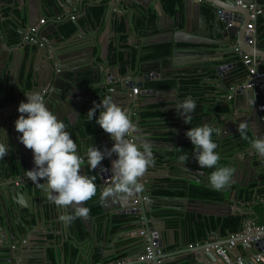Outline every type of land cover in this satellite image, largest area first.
Segmentation results:
<instances>
[{"label": "crops", "instance_id": "obj_1", "mask_svg": "<svg viewBox=\"0 0 264 264\" xmlns=\"http://www.w3.org/2000/svg\"><path fill=\"white\" fill-rule=\"evenodd\" d=\"M47 7H48V12H51V16H47L46 12L42 10V8H39V0H33L34 8L32 7V0H0V12H4L3 15H0V36H2V33L7 34L8 33V28L12 27L14 31V35H18L16 32V28L22 29L24 32L27 29V26L35 23L39 17L47 16V18L51 19V17H54V10L52 9L53 6H56L58 13L57 16H60V21L63 19L66 20H72L73 22L80 18V22L82 26L84 27V30H78L74 32V34L66 37V40L64 42H60L59 44H56L55 46H50L49 49L55 48V47H63L64 45H67L68 47H75V48H80L84 47V50L82 53V59H85V56L87 54V51L89 50V46L94 45L95 52L99 53L100 46L99 42L105 43L106 46V51L113 50L116 41H120V45H117V48L119 46V50H128L129 43H133L134 45H140L143 47V52H142V62L144 67L146 66V62L151 60H158L159 58L161 60L166 61V57L168 53L164 54V50H157L155 49L156 45H164L168 49V45L164 44L162 42H167L169 39H172L174 37V31L172 32L171 30L167 31V28L173 27L177 22L182 20H186V16L188 18H193L192 16V8L196 7L201 9L202 5H199L197 1L194 0H183L184 3L181 7H176L175 12L173 14H170L169 12L166 11V9L163 6V0H152V3L150 0H140L144 3H147L150 1L148 5V14H143L140 16L138 15L137 17V22L142 25L143 22H146L144 28H137V30H142V31H147L148 34L145 36H142L139 34H133L132 36H128L125 29V25L123 26L122 29H117L120 21H122L124 24L129 23V27L133 28V23H132V17H134L133 14V8L129 9V14H124L122 11V8H126V6H123L121 0H44ZM135 2V0H133ZM205 1L207 4H209L212 7H217L221 8L223 12H229L230 10L235 11V7L237 8H242L240 5L236 4V0H202ZM8 2V3H7ZM154 2H157V5H154ZM220 2H222L220 4ZM261 3V2H260ZM152 4V5H151ZM202 4V3H201ZM235 4V5H234ZM92 5H103L104 12L102 16L98 19H96L93 14L90 13L88 8ZM263 9H264V3H261ZM221 6V7H219ZM9 8V10H8ZM161 8H164V16L159 17V13L162 11ZM11 9H13L14 14L16 15V19H12V25L9 21L11 16L9 15ZM106 10V11H105ZM232 14L233 12L230 11ZM87 14L89 18L91 19L90 22L91 24L88 23L84 15ZM105 14V17L103 21L101 22V18ZM56 16V17H57ZM74 16V18H71ZM55 17V18H56ZM94 18V19H93ZM158 24H160V27L162 28L161 32H157L156 28L153 26L152 29H149V26L152 24H155V20L158 19ZM20 19V20H19ZM20 21L22 22L23 25L20 24ZM60 21L54 22L55 27L59 26ZM249 21V17L247 16V20H245L244 24H239V23H232V26H234V35L231 37V43L235 46L239 44L242 45L243 48H245L246 52H255L256 54L259 55V62L264 64V14L260 15L256 21V24L254 26V31L256 33L255 39L258 36V41L257 44L260 45V48H252L249 45H246L247 43L244 41V32H246L247 28L246 25ZM32 22V23H30ZM50 22V21H49ZM47 22L44 26H42V30L45 34H51L53 29L49 27ZM227 26V25H225ZM59 28V27H58ZM117 30H116V29ZM25 29V30H24ZM238 29V30H237ZM60 31V30H59ZM139 32V31H138ZM176 34H183L181 32H177ZM50 37V36H49ZM180 36L178 38L179 40V45L180 47H185L191 45L190 43L186 42L187 39L181 38ZM201 38V37H200ZM207 41V43H195L191 46H194L198 50L202 51V55H192V54H179L176 53L173 57L175 58L176 61L178 62H183V61H189L191 63L196 62L198 63V67H202L204 69L200 73H196L194 70L191 69L192 65L185 66V70L181 72H184L182 74H177L174 77H171L170 79H174L175 84L174 88L178 84V78H181L183 80H192V79H199V82L197 86L195 85H190L191 83L188 84L186 88H184L182 91V95L180 97H183L186 99L187 97L191 96L194 101L199 98L198 101H201V103H196V109L195 112L192 113L193 119L192 122L193 124H186L183 126L182 131L186 133L191 127H197V126H202L203 123H210L211 125H214L215 118L213 116V112H216L219 110V108L215 107L214 109H211L209 106H202V101L205 100L207 101H212L214 102L219 99L218 97H212V95L215 94L214 89H215V78L216 75L214 71H206L208 67L212 69V64L217 63V65L221 63H230L232 61H239V71L245 67H243L242 62L240 61L239 57L234 58L233 54L227 55L225 54L224 56L222 55V52L227 50V49H221L218 44L214 43L215 41H210L207 37H204ZM16 39V40H15ZM9 43V51L8 47L6 48L5 45L0 46V65L2 62H4V69L5 71H0V84L5 83L7 81L8 84V90H7V100L9 99L8 96L12 95V102H9L8 106L3 107L4 112L2 116L4 119L6 118V112L7 109L9 110H15L14 108L18 107L19 103L22 102V96H24V101H26V96L25 94L29 93L30 91L29 88H31L33 82L31 80V76L28 75L26 76L29 68V58L27 55L25 56V50L27 51H32L36 48H39L37 46H29L24 43L23 38L17 39L15 38ZM50 41H53V38H49ZM186 40V41H185ZM8 45V43H7ZM171 45V44H170ZM255 45V43L253 44ZM233 46V47H234ZM88 49V50H87ZM118 50V49H117ZM154 50H157L155 53ZM205 52H209L208 54H204ZM153 53V54H152ZM8 54L10 55L9 57ZM139 52L135 49L129 50V60L134 57V72L133 74L138 72V68L136 63H138V56ZM151 54V55H150ZM30 55V54H29ZM109 55V54H108ZM119 55V56H118ZM121 55V56H120ZM254 56V55H253ZM117 57V58H116ZM189 57V58H187ZM192 59H191V58ZM198 57V58H197ZM255 57V56H254ZM8 58V59H7ZM108 59V57H106ZM115 58L116 62L114 66L118 67V69L114 68L112 69L111 67V72L114 74V77L111 79V77H107L106 74H102L101 79L98 81H92L89 78L90 72L82 74V76L79 78V83L78 86L76 87H69L67 97L68 99L74 101L77 105H79L81 108L82 104L81 102L75 100L72 98V96H82L83 98V93H86V90L90 86L91 88H98V89H103V84L104 82L109 83L108 87H113V101L118 104L121 108L123 105H127V102L123 104L118 103V91L116 90L118 83L120 82V85L122 84V81H124L127 77L123 76L120 77L119 73H122L123 75L127 72V66H126V61L124 59V53H115ZM184 58V59H182ZM187 58V59H185ZM81 60V59H77ZM256 60V57H255ZM6 61H9L10 63H6ZM99 61V59H98ZM255 63V67H256ZM166 67V66H165ZM120 68L122 70L120 71ZM257 68V67H256ZM110 69V68H109ZM158 70L157 66H152L151 68L147 67L145 71H155ZM167 70V69H164ZM258 70V69H257ZM144 72V70H142ZM186 71H188L186 73ZM238 71V70H236ZM14 76V77H13ZM210 77L211 79L207 80L206 78ZM155 80H168V79H163L159 76H154L151 78L148 82ZM205 80L209 81L206 85L202 86ZM177 82V83H176ZM80 83H85L83 86L80 85ZM193 86V88H191ZM147 87V85H146ZM135 88V86H134ZM149 88V87H147ZM152 88V87H151ZM173 88V87H171ZM164 89V88H162ZM166 89V88H165ZM170 89V88H169ZM130 90H127V93ZM192 91H197V92H192ZM104 94H107L104 90L101 91ZM16 93H19L18 95L15 96ZM60 93V92H59ZM140 93V92H139ZM166 93V92H165ZM168 94L161 95V96H153V95H142L143 100L141 104H146V108H141V106L138 107V105L135 103L133 104V116L132 120L133 122L137 125L138 121V111H140L141 115V121H140V126L143 129H147L148 132L155 133L152 137V140H149L148 138H140V143H143L145 141H148L152 144H156L153 142V140H160L164 139L166 141H169L168 138L166 137V133L168 131L172 130V125L175 124L173 120H164L169 117V113H165L163 111H167L170 109L172 111L175 107V101L178 99V95L171 93V91L167 92ZM138 95V94H137ZM109 96V95H108ZM111 97V96H110ZM155 99H160V101H155L152 107L150 106L151 100ZM174 103V104H173ZM56 104V103H55ZM167 105V106H165ZM165 106V107H163ZM8 107V108H7ZM56 113L55 115L58 117H62L66 115V117H63V123L66 121H70L71 123V128L74 133V141L75 143H78L79 145V153L83 157L87 151V149L91 146L97 147L100 151H105L106 149H110L108 147L109 142L114 140L111 138V136L106 133L103 129L100 130L97 133L89 134L86 129H83V131L80 133L81 137L80 140L78 138V133L77 129H80L84 123V118H82L83 113L86 111V109H82L79 113L77 111L79 108H76L74 105H66L64 102H61V104H56ZM65 107V108H64ZM128 107V106H127ZM246 109L245 103H239L238 104V109L242 110V108ZM64 109V110H63ZM126 109V108H125ZM239 110V111H240ZM238 111V110H237ZM152 112H157V114H149L145 115L146 113H152ZM145 113V114H144ZM255 120V121H254ZM254 120H249L248 126L250 128V123L254 122L255 125L253 128H250L251 131L255 130L258 127L262 126L259 115L255 117ZM244 121V120H241ZM240 121V122H241ZM12 120L7 121L6 124L4 123L3 129L4 131L6 128H9L10 123ZM222 122V121H220ZM238 122V124L240 123ZM237 124V125H238ZM76 126V128L74 127ZM229 125V126H228ZM223 126V131H230L229 127L231 130H233V124L228 123ZM70 126V125H69ZM68 126V127H69ZM66 127V129L68 128ZM237 128V126H234ZM141 128V129H142ZM6 133V132H5ZM171 134V133H170ZM226 135L228 133H225ZM112 139V140H111ZM8 143V151H11V156L12 160L14 161V164L16 165L13 166L11 169L14 168L17 170V172H20V163L18 161V157L14 155L13 148L15 147V142L13 141V135H12V130L8 133V138L6 139ZM82 140V142H81ZM214 140V139H213ZM152 141V142H151ZM178 146H181V148H178ZM166 147V146H165ZM192 143L190 139L185 135L182 140L178 141L176 143V147L173 149L171 146V139H170V145L169 148H164V155L168 156L169 159L164 158L162 156L160 157H154L155 158V163L153 166H151L148 169V178L147 180L145 179L144 182L146 183H153L154 186H157L159 188L152 189L153 195L152 199L155 201V211L154 215L158 217L159 219H163L165 224L162 223V221H155L154 222V228L160 230V236L162 240V245L166 248V254L170 256V258L174 256H183L188 249H193L189 247V244H195L199 243L198 245L206 244V243H215V242H221L222 234L220 233L219 229L215 232H208L206 233L205 237L197 239L195 241H190L188 238V231H186L183 228V222H184V214L186 212H192L195 215L198 213H201L203 208L204 210H209L213 213L216 212L217 208L220 207V203H215L214 201H203V200H198L191 198L189 194L186 195L185 197V190L183 189L186 186H189L190 184H198L200 186H205L211 189H214L210 186L208 176L211 173V170H199L198 167V162L196 161L195 157H192L194 154V149L191 148ZM246 147H248L246 150L240 148V145L236 146V153L231 152L229 155L230 157H226L224 160V166H230L234 169L235 161H239L241 163L246 161V158L248 156H252V159H256L258 155L251 149V141H247ZM156 148L153 146V154ZM9 154V153H8ZM187 156V160L185 164H183L180 160L181 156ZM245 156V158H244ZM171 158V159H170ZM237 158V160L235 159ZM113 160V156L111 155L110 157H105L103 159L104 164L106 167H111V161ZM86 163V160H85ZM264 163V160H263ZM8 168V167H7ZM89 172H91V169L87 168ZM261 169L256 170L257 173H252L254 174L252 178H255L256 174L264 173V171H260ZM236 169L234 170V174L232 176L231 182L228 187L225 189V194L228 195V192H230V205H229V213L231 214H239V215H244V221H249L253 223H259L257 220L262 219L264 221V214L262 212V215H256L254 211V205H256V202L261 199L259 197L255 196V191H253L251 194L249 193L247 196V201H243L244 199L242 198L244 195H238L235 197V186L238 185L240 182L241 178L239 175L236 173ZM12 174V172H11ZM14 174V173H13ZM16 174V173H15ZM261 175V174H260ZM1 176V174H0ZM21 175H19L18 178H20ZM91 177V176H90ZM99 180V179H98ZM106 186L108 185V182L111 180V174L110 177H107L106 179ZM250 180V179H249ZM158 181V182H157ZM238 181V182H237ZM99 183V182H98ZM30 188V186H28ZM188 189V188H187ZM156 190H167V191H184L183 195H177L176 193L170 194V192L163 193V194H156L154 191ZM215 190V189H214ZM223 190H220L222 193ZM217 191V190H216ZM136 197H133L127 201H121V203L130 202V204H134L133 199ZM101 200V199H100ZM116 200L114 198H109V210L112 212H120V209H114V205L116 204ZM30 201V200H29ZM103 203L104 201L101 200ZM205 202V203H203ZM214 202V203H213ZM30 203V202H29ZM31 204V203H30ZM163 205L162 207H159ZM44 209L42 210V221L41 223H37L36 226L42 225V229L46 228V234H47V243L48 245L45 244L44 241L41 240L42 249L44 250V253L39 252L40 257H44L45 259L41 258L40 260H45V264H52L50 259H49V252L52 251L54 258L56 260V264H92L90 263V258L87 259L86 254L83 253L80 258H70L66 253L64 252L65 250H68L73 247L76 249V241L82 240V242L86 245V248L89 247L88 249H85V251H88L90 249L91 241L93 239H87L83 238L82 234L83 233H88L90 236H95V239L98 237L100 239L103 234L104 230V225L105 221L108 218L106 213L103 211V207L101 205V213H102V218L97 219L96 216H89L91 217V221H88V218H76L71 224H65L62 221L59 220V216L64 213V209H57L54 211L53 209L49 208V204L45 203ZM117 210V211H115ZM122 210V209H121ZM38 212V209H37ZM68 214H72L73 209L69 208L67 209ZM122 213H117L113 214L112 216L117 215L119 217L118 220H116V227L113 229L115 232V237L107 236V242H105L102 246L104 249L107 250L108 255L100 261L99 255L96 256V261L95 264H135L136 259H132V257L129 255V251L132 249L137 248V242L141 240L145 235L140 234V230H128L126 227L121 228V226L129 223L130 221L126 220L125 217H127L129 214L125 213V211H121ZM45 214V215H44ZM110 221V219H109ZM182 222L180 225L179 223ZM261 222V221H260ZM35 224V220L33 219L31 222V225ZM165 225V229H164ZM180 225V226H179ZM167 228V229H166ZM118 231V232H117ZM138 232V233H137ZM226 234V233H225ZM224 236V234H223ZM15 238V237H13ZM36 240V239H35ZM166 240V243H165ZM25 242V241H16L13 244L19 245L20 243ZM94 243V241H93ZM66 248V249H65ZM49 251V252H48ZM249 247H243L242 245H239L237 248H232L230 250V256L231 259H235L237 256H245L248 254ZM44 254V256H43ZM78 254L77 249L75 251V256ZM3 257V254L0 255V259ZM26 258V257H24ZM175 258V257H174ZM120 262V263H118ZM211 262V261H207ZM2 263V262H1ZM191 263L190 261L187 260H181L179 262L171 263V264H189ZM216 264H223L222 261L220 260L219 257H216ZM7 264V263H6ZM234 264V263H230ZM244 264V262L242 263Z\"/></svg>", "mask_w": 264, "mask_h": 264}, {"label": "water", "instance_id": "obj_2", "mask_svg": "<svg viewBox=\"0 0 264 264\" xmlns=\"http://www.w3.org/2000/svg\"><path fill=\"white\" fill-rule=\"evenodd\" d=\"M123 6H126V8H122V11L124 14H129V9L133 8V14L134 17H132V23L133 28L132 32L131 28L129 27V23L125 22V31L128 36H132L133 34H139L142 36H145L148 34L147 31L137 30V28H144L146 22H143L142 25L137 22L138 15L140 16L143 14H148V5L152 0L148 1L147 3H144L140 0H121ZM158 1V0H157ZM254 2L257 5H260V0H242L243 3L246 2ZM8 3V2H7ZM222 2H220L221 4ZM157 2H154V5H157ZM152 5V4H151ZM235 5V4H234ZM176 7H178V4H176ZM221 7V6H219ZM39 8H42L44 12H46L47 16H51L52 13L48 12V7L44 0H39ZM223 8V7H221ZM221 8L213 7L211 14H206L199 8H192V16L193 18H188L186 16V20L182 22L180 20L177 22L173 27L167 28V31L171 30L174 31V37L172 39H169L167 42H162L164 44L168 45V55L166 57L167 63H165V60H161L160 58L158 60L154 61H147L146 66L144 67L142 62V52L143 47L138 45H134L133 43H129V49L128 50H119V46L117 48V45H120V41H116L115 45L113 44L114 48L113 50L106 51L105 43L99 42L100 50L99 53L95 52L94 45L89 46V50L87 51V54L85 56V59H82V55H84L83 50L84 47L75 48L71 46L64 45L63 47H55L52 49H49L48 47H41L36 48L32 51L25 50V56L29 58V68L26 76H31V80L33 82L31 88H29L28 91H39L43 93L44 99L46 101V107L52 111L54 114L56 113V104H61V102H64L66 105H74L76 108H79L77 113H79L83 108H81L79 105H77L74 101L68 99L66 96L68 93V88L71 87H77L79 78L82 76V74L90 72L89 78L94 81H99L101 79L102 74H106L107 77H111V79L114 77V74H112V69L116 68L119 70L118 67L114 66L116 60L115 53H124V59L127 66V72L123 75L122 73H119L120 77L126 76L127 78L122 81V84L120 85V82L117 85L116 90L118 91V103L123 104L127 102V105H123L122 109L128 110L131 113V118L133 116V104H137L138 107L141 106V108H146V104H141L143 100L142 95H153V96H161L168 94V91H171L173 94H177L179 97L174 103H178L180 101H183L184 98L180 97L182 95L180 83L176 85L174 88H164V89H158V88H147L146 82L149 81L154 76H159L161 78L170 79L171 77L176 76L177 74H182L184 72H181L180 70L184 71L185 66L194 65L191 67L192 70H194L196 73L202 72L204 69L202 67H198L196 62H189V61H183L178 62L173 57L176 53H179L181 55L183 54H192V55H202V51L198 50L194 46H191L195 43H207L206 39L204 37H207L210 41H215L214 43L218 44V46L221 49H227L222 52V55L225 54L230 55L233 54V57L236 55L233 49V44L231 43V37L234 35V26H232L234 23L244 24L245 20H247V16L249 14L248 10L246 8H237L235 7V11L230 10L233 12V14L229 12H223ZM52 9L54 10V17L57 16L58 10L56 6H53ZM162 11L159 13V17L164 16V8H161ZM106 11V10H105ZM105 13V12H104ZM4 12H0V15H3ZM11 18L9 19L11 25H12V19H16V15L13 11L9 13ZM86 20L89 24L90 18L87 14L84 15ZM105 17V14L101 18V22L103 21ZM141 17V16H140ZM94 19V18H93ZM20 20V19H19ZM158 19L155 20V24H152L149 26V29H152L154 26L157 30V32H161L162 28L160 27V24H158ZM232 21V23L230 22ZM49 27L53 29L51 34H45L43 32V28L38 31V36L42 37V39L47 43V46H55L56 44H59L61 41L64 42L66 38L64 35L59 31L58 27H55L54 22L56 20L49 19ZM257 21V20H256ZM76 27L78 30H84V27L82 26L80 22V18L74 21ZM122 23V21H120ZM20 24L22 22L20 21ZM227 25V26H225ZM1 26V24H0ZM76 29V31H77ZM25 30V29H24ZM238 30V29H237ZM75 31V32H76ZM139 31V32H138ZM177 32L184 33L183 34H176ZM16 32L18 35H14V31L12 27L8 28V33H2V36H0V46L5 45V47H8L9 51V43L17 39H22L26 31L24 32L20 28H16ZM74 34V33H73ZM53 38V41H50V37ZM182 36L181 38H186L188 43L191 45L180 47L178 38ZM244 41H247V36L244 32ZM201 37V38H200ZM258 36L255 39V45H249L250 47L254 48H260V45L257 44ZM8 43V45H7ZM171 44V45H170ZM238 45L242 47V45ZM118 49V50H117ZM135 49L139 52L138 56V63H136L138 72L133 74L135 71L133 66H131L129 62V50ZM165 54V51H163ZM209 52H205L204 54H208ZM250 54L254 55L256 57V60L254 63L256 64V67L258 70L264 71V64L259 62V55L255 52H249ZM30 54V55H29ZM109 54V55H108ZM10 55L8 54L7 57ZM108 57V59L106 58ZM238 57V56H237ZM189 58V57H187ZM185 58V59H187ZM191 58V57H190ZM198 58V57H197ZM236 58V57H234ZM8 59V58H7ZM81 59V60H77ZM99 59V61H98ZM184 59V58H182ZM192 59V58H191ZM3 60V59H0ZM6 63H10L9 61H6ZM239 61H232L230 63H221L217 65V63L212 64V69L208 67L206 71H214L216 78H215V94L212 95V97H218L215 102L212 101H202V106H209L211 109L219 108L218 111L213 112V116L215 118L214 121V127L221 128L223 131V126L227 123H232L233 126H237L238 122L241 120L249 121L254 120L255 117L258 115L256 110V102L258 99V96L254 93V89L250 87H244L243 82L248 78L246 69L243 68L239 71ZM152 66H157L158 70H155L153 72L151 71H145L147 67L151 68ZM166 66V67H165ZM185 67V68H184ZM110 68V69H109ZM167 69V70H164ZM187 69V68H186ZM144 70V72L142 71ZM238 70V71H236ZM0 71H5L4 69V62L0 65ZM188 71H186L187 73ZM14 77V76H13ZM207 80L211 79L210 77L206 78ZM205 80L202 84V86L206 85L209 81ZM206 83V84H205ZM103 90L108 93L109 96L113 95V87H108L109 83L104 82L103 84ZM137 87L140 91L135 98H131L128 96L127 90H131L133 87ZM8 84L7 81L5 83L0 84V115L3 114L4 110L3 107L8 106L9 102H12V95L8 96L7 100V89ZM193 88V86H191ZM234 88V89H232ZM60 92V93H59ZM166 92V93H165ZM197 92V91H192ZM232 94V97L230 99L227 98L228 94ZM19 93H16L18 95ZM255 94V103L253 108L252 107H244L242 110L238 109V104L244 102L245 98L254 95ZM22 96V101H24V96ZM122 98V99H121ZM113 100V98H112ZM199 98L196 101V103H201V101H198ZM56 103V104H55ZM173 103V104H174ZM215 105V107H213ZM128 106V107H127ZM167 106V105H165ZM163 106V107H165ZM8 108V107H7ZM17 108H14L15 110H9L7 109L6 112V118L4 119L2 116H0V129H3L4 123L6 124L7 121H11L9 125V128L7 127L4 132H6V139L8 138V133L12 130L13 135V141L15 142V147L13 148L14 155L18 157V161L20 163V172H17L16 174H11V169L13 166L16 167L14 164V161L12 160L11 151L9 150L7 154L3 157L2 160H0V255L3 254V257L0 259V264H31L34 260L38 259H45L44 257H40L39 252L44 253V250L42 249L41 240L45 242L46 245H48L47 241V234H46V228L42 229V225L36 226L37 223H41L42 221V210L44 209V204L48 203L50 206V209H53L56 211L59 209L54 203H51L47 200L45 193L42 191L40 187H38L35 183H33L27 176V171L31 170L35 167L34 160H33V154L30 149L25 148V146L19 141L18 137L21 135L15 130V121L19 117L20 113L17 111ZM65 108V107H64ZM64 110V109H63ZM238 110V111H237ZM240 110V111H239ZM166 114L169 113V117L164 120H173L175 124L172 125V130L168 131L166 133V137L169 141H166L164 139L160 140H153L154 148L156 150L154 151V157H164L168 158V156L164 155V148H169L170 145V139H171V146L173 149L176 147V143L185 136L184 131H182V128L184 126V120L183 118L178 114L176 107L172 111L167 110L163 111ZM67 115V114H66ZM66 115L62 116L60 119L62 122V118L66 117ZM138 121H137V127L138 132L135 134L137 139L136 142L140 143V138H148L149 140H152V137L155 133H150L147 131V129H143L139 124L141 119L140 111H138ZM220 121H223L220 125ZM255 121V120H254ZM262 126L258 127L251 131L250 128H253L255 123H250V128L247 133V140L252 141L255 138H264V122H261ZM76 128V126L74 125ZM142 128V129H141ZM4 130V129H3ZM227 136H236L240 135L239 132L236 130V132H227ZM78 138L80 140V131L77 129ZM171 133V134H170ZM112 138V137H111ZM112 140V139H111ZM222 138L220 136L214 138V142L218 145L216 152L220 156V160H222V154H221V148H219L221 144ZM7 141V140H6ZM242 141V139H240ZM82 142V140H81ZM152 142V141H151ZM7 147L8 143L6 142ZM77 145V150L79 153V145ZM113 141L111 143L109 142L108 147H112ZM166 146V147H165ZM237 146V144H236ZM178 148H181V146H178ZM240 148L243 150L247 149L245 145H241ZM237 152L235 147V153ZM9 153V154H8ZM80 154V153H79ZM113 159H116V156L113 155ZM192 157H195V153L192 155ZM245 158V156H244ZM171 159V158H170ZM237 160V158H235ZM262 158L259 156L256 159H252V156H248L246 158V161L239 164V161H235V167L236 173L241 178L240 181H242V184L240 183L239 186L235 189V197L237 196V193L239 189L244 185L246 181L252 178L254 175L253 173H257L256 170L261 169L260 171H264V163ZM8 167V170H7ZM87 162L81 166L80 174L81 175H88L90 176H96L97 179H99L98 183V199H100V191L103 187L106 186V178L110 177L111 174V167H106L104 164V161L102 160L100 165L95 169L87 170ZM199 170H209V168L202 169L199 165L197 167ZM253 171V173H252ZM148 172L141 178L140 182L144 186V191L142 193H138L133 199L134 204H130V202H126V204L121 203V201L116 200V204L113 206L114 209L119 210L120 212H114L109 210V198L103 200L102 203L103 211L106 213L108 218L105 221L104 230L102 237L98 239V237L95 239V236H92V234L89 236L88 233H83V238L93 239L91 241L90 249L88 251H85L87 244H84L82 240L76 241V249L78 254L75 256V258H80V256L85 252L87 253V259L90 258V263L95 264L96 256L99 255L100 261H102L107 255L108 252L106 249H104L102 246L105 242H107V236H111L112 238L115 237V232L113 229H115L116 220L119 219L117 215L112 216L113 214L122 213L121 211H125V213H128L129 215L125 217L126 220L130 221L129 223L121 226V228H127L128 230H144V235L141 240L137 242V248L130 250L129 255L132 257V259H136L135 264H171L175 262H179L181 260H187L191 263L189 264H204L207 261H214L216 259V255L214 254V251L211 249L204 250L205 247H210L211 244L206 243L202 245H194L192 247L193 249H188V251L183 256H174L170 258L169 255L166 254V248L162 245V240L160 236V230L154 228V222L155 221H162L163 224L165 222L163 219H159L154 215L155 211V201L152 199V189L159 188L157 186H154L153 183H146L144 180L148 178ZM262 174V173H260ZM260 174H256V179L261 176ZM19 175H21L20 178ZM46 182L45 180H41L40 183ZM158 182V181H157ZM249 184V181H248ZM30 186V188H28ZM188 186L184 187L185 190V197L188 194L187 192ZM260 188H257L255 196L262 198V202L264 203V194L260 193ZM229 195H225V190L222 191V200L229 208V201H230V192H228ZM248 194V193H247ZM246 195H244V202L246 201ZM187 199V197H186ZM30 200V201H29ZM260 201V200H258ZM31 204H30V203ZM163 205L159 206L162 207ZM38 209V212H37ZM61 209V208H60ZM122 209V210H121ZM115 210V211H117ZM231 214V213H230ZM264 214V211H263ZM45 215V214H44ZM237 215V214H232ZM88 221H91V217H87ZM35 220V224L31 225L32 220ZM110 219V221H109ZM181 225V222L179 223ZM179 225V226H180ZM240 228L237 227L236 230ZM165 229V225H164ZM167 229V228H166ZM218 233V230H215ZM212 231V232H215ZM118 232V231H117ZM208 232L209 229H208ZM138 233V232H137ZM15 237V238H13ZM36 239V240H35ZM16 241H25L20 243L19 245L13 244ZM166 243V240H165ZM146 245H152V257L147 261H141L138 259L140 253L142 250L146 247ZM243 247H249L258 249L260 248V244L256 243L254 245L252 244H244ZM157 249L160 250V252H157ZM44 256V254H43ZM26 257V258H24ZM160 260V262H158ZM2 262V263H1ZM62 264V262H61ZM101 264V262H100ZM244 264H260L256 263L252 260H245Z\"/></svg>", "mask_w": 264, "mask_h": 264}, {"label": "clouds", "instance_id": "obj_3", "mask_svg": "<svg viewBox=\"0 0 264 264\" xmlns=\"http://www.w3.org/2000/svg\"><path fill=\"white\" fill-rule=\"evenodd\" d=\"M205 4V1L199 3L202 6ZM25 96L26 101L20 102L17 108L20 115L15 121V130L21 134L19 141L33 154L35 167L27 171V176L42 189L48 201L65 210L59 216L60 221L71 224L76 218L88 217L90 209L83 205L97 195V185L94 182L96 176L80 174L85 160L88 168L95 170L105 157L113 153L116 156L111 161V180L100 191L101 200L114 198L127 201L144 191L140 180L155 163L153 144L148 141L136 142L138 127L128 110L122 109L110 96H105L99 103L94 102L87 112L88 118L95 119L114 143L103 152L93 145L82 157L75 141L66 131V125L46 107L43 93L32 91ZM245 103L247 107L253 108L255 94L246 97ZM175 107L184 122L190 124L196 109L194 99L189 96L175 103ZM97 110H100L98 116ZM248 130L247 121L237 125V131L244 139L248 138ZM221 131V128L210 123H203L202 126L191 127L185 133L194 146L198 165L202 169H214L208 180L217 191L228 187L234 174L230 166H217L220 156L216 152L218 145L213 141V133L219 135ZM251 149L264 159V138L252 140ZM7 152L6 133L0 129V160ZM180 160L185 164L187 156L182 155ZM41 180L46 182L40 183ZM69 208L73 209L72 214H68Z\"/></svg>", "mask_w": 264, "mask_h": 264}, {"label": "trees", "instance_id": "obj_4", "mask_svg": "<svg viewBox=\"0 0 264 264\" xmlns=\"http://www.w3.org/2000/svg\"><path fill=\"white\" fill-rule=\"evenodd\" d=\"M163 2H164L163 3L164 8L170 14H173L175 12L174 6H176V4H178V6L181 7L184 3L183 0H163ZM260 2L264 3V0H260ZM32 4H33V0H32ZM32 7L34 8V4ZM104 8L105 7L103 5H99V6L92 5L88 8V10L90 11L91 14H93V16L96 19H98L104 13ZM201 9L204 13H206L208 15L211 14L212 7H209L207 4L202 6ZM8 10H9V8H8ZM11 11H13V9H11ZM30 23H32V22H30ZM123 26H124L123 22L119 23L117 29H122ZM58 27H59L60 32L66 37L72 35L76 31V28H77L75 23L70 19L69 20H66V19L61 20ZM124 31H125V29H124ZM155 49H157V50L163 49L165 51V53H168V49L164 45H161V44L156 45ZM157 50H154L155 53L157 52ZM116 58L114 60H116ZM129 62L131 64V66H134V57L131 58L129 60ZM121 70H122V68H120V71ZM178 82L181 84V89L183 90L184 88H186L188 86L189 83H191L190 85H194V86L196 85L197 86L199 79L183 80L181 78H178ZM84 84L80 83L81 86H83ZM174 84H175L174 79L155 80V81H151V82L146 83L147 87L158 88V89L171 88V87H174ZM102 90L103 89L100 90L98 88H91L89 86L88 89L86 90V93H83V98L80 95L72 96L73 99L81 102L82 107L84 109H86V111L82 115V118H84V120H83L84 123H83L82 127L79 129L80 133L83 131V129H86V131L89 134L93 135L94 133H97L100 130H102V128L99 126V124H97L95 122V119L90 120L88 118V115H87L88 110L93 107L94 102L99 103L100 100H102L105 96H108L107 94L102 93L101 92ZM157 100L162 102V100H160V99H155V98L152 99V101H157ZM152 106L153 105L150 104L149 107H152ZM99 111L100 110H97V114H96L97 116L99 115ZM149 114L154 115V114H157V112L146 113L145 115H149ZM70 123H71L70 121H66L64 124L66 125V127H68L70 125L66 129V131H68L70 133L72 139L74 140V133H73V130L71 128ZM190 124H193V122L191 121ZM231 141L232 140L227 139L224 143L229 144V142H231ZM191 148L194 149V146L192 145ZM217 166H224V160L218 161ZM209 170L213 171L214 169H209ZM11 172L15 174V173H17V170L13 168ZM259 178H260L259 181L253 182L252 187L260 186L261 192L264 193V173H262ZM94 182L97 185V195L95 197H93L91 200L85 202V204L83 206L90 209L89 214H88L89 216H93V217L96 216L97 219H101L102 218V213H101L102 202L100 199L97 198L98 197V182H99V180L96 178V180ZM235 187H237V186H235ZM167 192H170V194L176 193L179 196L184 194V191H182V190L181 191H173V192L167 191V190H156V191H154V193H156V194L157 193L163 194V193H167ZM187 192L191 198L203 200V201L209 200V201H214L215 203H220L219 204L220 207L217 208L215 213H213L209 210L205 211L203 208L202 212L198 213L196 215L192 212H186L184 214L183 228L186 231H188V238L190 241H195L197 239L205 237L206 233H208V229H209V231L219 229L220 233L223 235V234L227 233L228 231L237 229V227H239L240 224L242 223V221L244 219V215L243 214L242 215L230 214L228 206L224 203V201L221 198L222 193L220 191H216L214 189H211V188H208L205 186H200L198 184H190L188 186ZM245 193H246V189H240L238 192V195L240 196V195H243ZM203 203H205V202H203ZM263 211H264V203L257 201L256 205H254V211L253 212L256 215L261 216ZM257 221L260 222V221H262V219H258ZM181 224H182V222H181ZM75 251H76V249L71 247L69 249V251L65 250L64 252L66 253V255L69 253L68 256L70 258H73V257H75ZM48 257H49L52 264H56V260L54 258L52 251L49 252ZM31 264H45V260H40V259L34 260Z\"/></svg>", "mask_w": 264, "mask_h": 264}, {"label": "built area", "instance_id": "obj_5", "mask_svg": "<svg viewBox=\"0 0 264 264\" xmlns=\"http://www.w3.org/2000/svg\"><path fill=\"white\" fill-rule=\"evenodd\" d=\"M192 1V0H191ZM198 3H202V0H194ZM237 4H240L243 8H246L249 12L248 17L249 21L246 25L245 35L247 36V44L255 43L256 33L254 31V26L256 24V20L262 14H264V9L262 5H257L254 2H246L243 3L242 0H236ZM71 18H74L72 16ZM56 21H60V16L51 17ZM47 22H49V18L47 16L39 17L35 23H32L27 26L26 33L23 36L24 43L29 46H37L41 47H50L47 46V43L42 39V37L38 36V31L42 29ZM234 52L236 53V57L238 56L240 61L242 62V66L245 67L248 78L243 82L244 87H250L254 89V93L258 96L256 102V110L259 115L260 121L264 122V71L257 70L255 67V57L249 52L244 51L239 45H235L233 47ZM234 89V88H232ZM139 89L137 87H133L130 91H128V96L131 98H135L139 93ZM232 94H228L227 98L230 99ZM113 155H115L113 153ZM141 235H144V230L139 231ZM221 242L210 243V247H205L204 250L211 249L214 251L216 257H219L223 264H242L245 260H252L256 263L264 264V221L259 223H253L249 221H244L240 224V228L238 230L228 231L224 236L222 235ZM260 244V248L254 249L249 248L248 254L245 256H237L234 260L231 259L230 250L232 248H237L239 245L244 244ZM199 243L189 244V247L192 248L194 245H198ZM157 252H160L157 249ZM152 257V245H146V247L140 253L138 259L141 261H147ZM160 262V260L158 261ZM216 259L211 262H206L204 264H216ZM120 263V262H118Z\"/></svg>", "mask_w": 264, "mask_h": 264}, {"label": "flooded vegetation", "instance_id": "obj_6", "mask_svg": "<svg viewBox=\"0 0 264 264\" xmlns=\"http://www.w3.org/2000/svg\"><path fill=\"white\" fill-rule=\"evenodd\" d=\"M178 80V79H177ZM153 81V80H152ZM179 83V82H178ZM180 87H181V84H180ZM182 90V89H181ZM122 99V98H121ZM155 103V101H152L151 100V102H150V104L151 105H153ZM245 106L247 107V105H246V103H245ZM223 122V121H222ZM222 122H220L219 123V125L222 123ZM227 124V123H226ZM230 124V123H229ZM228 125V124H227ZM184 126H185V122H184ZM229 126V125H228ZM229 130L231 131V132H236V130H237V128L236 127H234L233 126V130H231L230 129V127H229ZM229 131V132H230ZM228 132V131H227ZM220 136V138H222V140H221V144H220V146H219V148H221V154H222V160H225L226 159V157L228 156V157H230V153L231 152H233V153H235V147H236V144L237 145H245L246 143H247V140H245L244 138H242L241 137V135H234V136H227L226 134H225V132L224 131H221V133L218 135V137ZM217 137V134L216 133H214L213 134V139L214 138H216ZM227 139H230V140H232L231 142H229V144H226V143H224ZM240 139H242V141H240ZM214 141V140H213ZM232 144V145H231ZM232 146V147H231ZM226 166V165H225ZM7 170H8V168H7ZM260 180V178L258 179H256V177L255 178H251L250 180H248L249 181V184H248V181H246L245 183H244V185L245 186H243V187H241L240 189H246V193L245 194H243V195H246L247 193L249 194H251L253 191H255V190H257V188H260V186H256V187H252V184H253V182H255V181H259ZM238 182V181H237ZM242 184V181H240L239 183H238V185H237V187L239 186V184ZM237 187H235V189L237 188ZM239 189V190H240ZM260 190V193H263V192H261V188L259 189ZM239 192V191H238ZM248 194H247V196H248ZM264 194V193H263ZM226 196H228L229 195V193H228V195L227 194H225ZM247 196H246V201H247ZM242 198H244V196L242 197ZM260 199H262V198H260ZM261 202V201H260Z\"/></svg>", "mask_w": 264, "mask_h": 264}]
</instances>
